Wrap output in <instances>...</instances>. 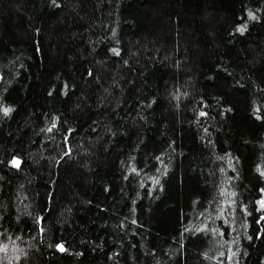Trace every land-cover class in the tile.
I'll list each match as a JSON object with an SVG mask.
<instances>
[{
  "label": "trees",
  "instance_id": "1",
  "mask_svg": "<svg viewBox=\"0 0 264 264\" xmlns=\"http://www.w3.org/2000/svg\"><path fill=\"white\" fill-rule=\"evenodd\" d=\"M263 190L264 0H0V264H264Z\"/></svg>",
  "mask_w": 264,
  "mask_h": 264
},
{
  "label": "snow or ice",
  "instance_id": "2",
  "mask_svg": "<svg viewBox=\"0 0 264 264\" xmlns=\"http://www.w3.org/2000/svg\"><path fill=\"white\" fill-rule=\"evenodd\" d=\"M250 16H251V14H250ZM240 31H243V29H240ZM7 111H9V109H5V112H7ZM13 165L18 167L19 166V161L18 160H14L13 161ZM261 207L264 208V201H261ZM57 247L59 248L60 251H64V248H63L62 245H58ZM6 248H7V246H0V251H6Z\"/></svg>",
  "mask_w": 264,
  "mask_h": 264
},
{
  "label": "rangeland",
  "instance_id": "3",
  "mask_svg": "<svg viewBox=\"0 0 264 264\" xmlns=\"http://www.w3.org/2000/svg\"><path fill=\"white\" fill-rule=\"evenodd\" d=\"M261 201H264V190L262 192V196L259 199V205L261 206Z\"/></svg>",
  "mask_w": 264,
  "mask_h": 264
}]
</instances>
